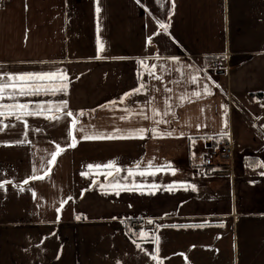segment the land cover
I'll list each match as a JSON object with an SVG mask.
<instances>
[{
  "label": "crops",
  "instance_id": "0c3cea01",
  "mask_svg": "<svg viewBox=\"0 0 264 264\" xmlns=\"http://www.w3.org/2000/svg\"><path fill=\"white\" fill-rule=\"evenodd\" d=\"M214 58L229 64L222 75L209 67ZM140 60L162 79L149 76ZM58 70L69 77L66 93L2 101L68 107L25 116L27 127L0 117L12 125L0 130V183L11 182L0 189V264H156L149 255L156 237L163 264H264V167L254 166L264 164V0H4L0 76ZM139 83L146 90L120 103ZM205 85L212 95L203 93ZM184 94L191 102L181 106ZM110 101L117 103L99 107ZM165 101L166 116L120 119L130 115L125 109L163 113ZM81 110L79 126L90 133L155 127L172 135L82 140L76 133L79 143L69 148L72 117L65 113ZM54 114L60 118H46ZM159 119L168 123L155 124ZM221 137L233 145L232 177H197L193 161ZM57 143L66 150L47 164ZM109 162L120 169L112 176L87 167ZM33 167L40 174L51 168L49 177L23 185ZM117 182L122 187H113ZM138 220L157 221L159 231L135 237L130 225ZM202 223L210 226L171 227Z\"/></svg>",
  "mask_w": 264,
  "mask_h": 264
},
{
  "label": "snow or ice",
  "instance_id": "6c2138e0",
  "mask_svg": "<svg viewBox=\"0 0 264 264\" xmlns=\"http://www.w3.org/2000/svg\"><path fill=\"white\" fill-rule=\"evenodd\" d=\"M137 2L139 3V0H137ZM174 7V3L172 5ZM96 12L99 13L100 12V8L97 7L96 8ZM159 24V28L162 30V32H167L168 31V25L165 24L163 21H158ZM99 31V28H98ZM149 43H151V38H149ZM97 43L99 45L98 48V53H103L105 51L104 48V44L99 40H97ZM103 58L101 55H97L96 59H101ZM174 61L178 60V58L173 57L171 58ZM138 64L141 65V67H143L149 76H152L154 79L156 80H160L162 79L160 76L155 74L154 69L156 68L155 65L151 66V69H149V66L147 65L146 61L144 60H140L137 61ZM143 77V73L138 72L137 73V79L140 80ZM70 80L69 77L67 75L66 72H64L63 70H58V71H50V72H45V73H28V74H24V75H10L8 76L7 80H5L2 76H0V117H4L5 119L7 118H15L17 121H22L25 124V127H27V122L23 120V118L25 116H35V115H42L45 111L47 112H53L55 111L56 113L63 111L64 109H66L68 107V102L67 101H61L59 104H56L54 106L49 105L47 108L44 107V105H37L35 107V109H30V105L26 104V103H16V104H4L2 103V101L4 99H13L16 95L19 96H31V95H40V94H51V95H56L58 93H66L67 88H68V84H69ZM190 82L192 84L197 83V77L196 76H192ZM216 87H219V85H216ZM147 88V85L144 83H139L138 86L132 90H130L129 92H126L123 94V96L120 98V103H123L125 101L126 98L134 95V94H140L143 91H145ZM9 89H11V92L9 93ZM165 91H171V89L166 88ZM203 93L206 95H212V91L211 89L205 85L203 88ZM192 96H195L197 99H199L201 97V92L199 91H195L191 94ZM154 99V98H153ZM170 99V98H169ZM181 102V106L183 105V103L185 101L191 102L190 97L187 94L181 95L178 98ZM117 103V101H110L108 104L105 105H101L99 107L101 108H106L109 107L110 105H115ZM149 104L152 103V101L150 100L148 102ZM166 104V108L164 110L163 113H161V111L157 108H153L152 109V117H149L147 115H145L142 111L140 113H133L132 109H125L126 112H129L130 115L129 116H121L120 119H129L130 116L132 114L135 115H140L143 119L147 120V119H153L154 117L157 116H166L168 115V109L171 107V105L168 104L167 101H165ZM264 106V105H262ZM93 111H95V109H93ZM224 112H225V116H227V107H224ZM66 116L68 117H72L71 121H70V127L68 129L67 135L69 137L70 142L68 143L67 147L69 148H75L77 146V144L79 143V140H77L76 137V133H82L80 139L82 140H102V139H131V138H140L143 139L144 138V133L147 131H150L153 135H157V136H163V135H167V136H171L172 133L171 132H167V133H161L157 131V128H151V129H145V128H139L136 129L133 132H129L127 135H120L117 136L115 134H108L105 135L102 132H89L86 130V128L84 126H79L80 125V121L78 119V116H83L85 115L84 111L81 110L77 116H74V114L70 111L65 113ZM47 119H53V120H57L60 117L57 115H52V116H48L46 117ZM155 124H161V123H168V121H165L163 119H159V120H154ZM12 125L10 124H5L3 122V120H0V130H3L4 128L7 127H11ZM225 127H227V121L225 120ZM119 131V130H117ZM223 136H227V133H222ZM20 143H24V141H19ZM66 149L61 147V145L59 143L55 144V150L51 152L50 156L51 158L47 161V164H51L54 165L57 161V157L60 156ZM252 166V165H249ZM255 167H264V164H255ZM89 170L92 169H100V168H107L109 169V171L107 172L108 176H112L113 172L111 171L112 169L115 168V162H109L106 165H92L89 164L87 165ZM149 167H152L151 163H149ZM41 168H44V165H41ZM40 170L36 167H33V174L31 176H29L27 179H25L23 181V185H28L30 183V181H42L45 180L46 178L49 177L50 172H51V168H46L43 171V174H40ZM161 169L158 168L156 169V171H160ZM116 172H119L120 169L119 168H115ZM140 175H145V172H140ZM147 174H154V173H147ZM174 174V173H173ZM262 175H264V173H261ZM81 175H88V173L82 172ZM129 176L133 175L132 171L128 172ZM5 183H11L10 181H5L3 183H0V189L4 188ZM113 187L115 188H120L122 187L119 182H117L115 185H113ZM125 190H128L126 186ZM153 187H155V185H153ZM18 191L20 192H24L26 189L23 186L18 185L17 186ZM174 186L173 185H168L167 188L165 190L167 191H173ZM28 191H31L32 196L34 199H38L37 197V193L35 191H33L32 189H27ZM184 190H188V187H184ZM193 190L194 186H193ZM72 197L69 196L67 200L62 201L60 203L59 207L55 208V211L57 213H60L63 209L64 204H66L69 200H71ZM57 219H59V216L57 217ZM76 219H80L79 216L76 217ZM148 223H152V221H148ZM206 226H210L207 224H194V225H171V227H193V228H204ZM221 227L223 225H220ZM164 227H168V225H165ZM140 235L142 236H147V233H140ZM156 242H157V248L155 250V254H149L151 259L153 261H156V264H163L162 260L159 258L158 253H159V237H156ZM183 255V254H181ZM185 259H187L185 257Z\"/></svg>",
  "mask_w": 264,
  "mask_h": 264
},
{
  "label": "built area",
  "instance_id": "2783aa9c",
  "mask_svg": "<svg viewBox=\"0 0 264 264\" xmlns=\"http://www.w3.org/2000/svg\"><path fill=\"white\" fill-rule=\"evenodd\" d=\"M209 67L213 71L226 72L229 64L225 58H214L209 61ZM228 138L221 137L215 139L204 154L193 161L199 178H229L233 173L232 157L233 145ZM157 221L148 223L147 220H138L133 222L130 227L132 234L140 237V233H147L146 237H152L159 231Z\"/></svg>",
  "mask_w": 264,
  "mask_h": 264
},
{
  "label": "water",
  "instance_id": "95a60500",
  "mask_svg": "<svg viewBox=\"0 0 264 264\" xmlns=\"http://www.w3.org/2000/svg\"><path fill=\"white\" fill-rule=\"evenodd\" d=\"M223 73H224V72L219 71V70H218V72H217L218 76H219V75H222Z\"/></svg>",
  "mask_w": 264,
  "mask_h": 264
},
{
  "label": "rangeland",
  "instance_id": "374dc122",
  "mask_svg": "<svg viewBox=\"0 0 264 264\" xmlns=\"http://www.w3.org/2000/svg\"><path fill=\"white\" fill-rule=\"evenodd\" d=\"M3 2H4V0H0V5H1ZM232 174H233V173H232ZM231 177H232V175H231ZM231 177H230V178H231Z\"/></svg>",
  "mask_w": 264,
  "mask_h": 264
}]
</instances>
